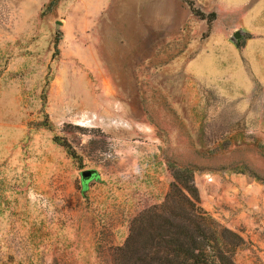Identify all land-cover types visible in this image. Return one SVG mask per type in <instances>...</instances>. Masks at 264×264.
Masks as SVG:
<instances>
[{"label": "rangeland", "instance_id": "374dc122", "mask_svg": "<svg viewBox=\"0 0 264 264\" xmlns=\"http://www.w3.org/2000/svg\"><path fill=\"white\" fill-rule=\"evenodd\" d=\"M177 175L264 264V0H0V264H115Z\"/></svg>", "mask_w": 264, "mask_h": 264}, {"label": "trees", "instance_id": "16d2710c", "mask_svg": "<svg viewBox=\"0 0 264 264\" xmlns=\"http://www.w3.org/2000/svg\"><path fill=\"white\" fill-rule=\"evenodd\" d=\"M199 201L196 185L177 175L166 203L133 219L126 242L116 250L115 264H232L229 252L244 239L218 222ZM170 203L181 206L180 218Z\"/></svg>", "mask_w": 264, "mask_h": 264}, {"label": "water", "instance_id": "95a60500", "mask_svg": "<svg viewBox=\"0 0 264 264\" xmlns=\"http://www.w3.org/2000/svg\"><path fill=\"white\" fill-rule=\"evenodd\" d=\"M58 24H61V21H57ZM241 31H236L232 37L233 40L239 39L241 37ZM97 171L95 169H84L81 171V177L84 182H87Z\"/></svg>", "mask_w": 264, "mask_h": 264}, {"label": "flooded vegetation", "instance_id": "af4514ba", "mask_svg": "<svg viewBox=\"0 0 264 264\" xmlns=\"http://www.w3.org/2000/svg\"><path fill=\"white\" fill-rule=\"evenodd\" d=\"M94 177H95V175H93L90 179H94ZM90 179H89V180H90ZM89 180H88V181H89Z\"/></svg>", "mask_w": 264, "mask_h": 264}]
</instances>
